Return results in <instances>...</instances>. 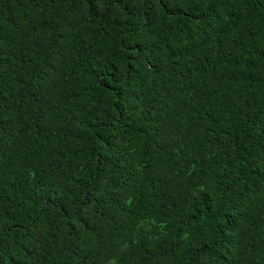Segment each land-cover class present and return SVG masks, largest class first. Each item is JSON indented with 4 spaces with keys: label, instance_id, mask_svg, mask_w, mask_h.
<instances>
[{
    "label": "trees",
    "instance_id": "obj_1",
    "mask_svg": "<svg viewBox=\"0 0 264 264\" xmlns=\"http://www.w3.org/2000/svg\"><path fill=\"white\" fill-rule=\"evenodd\" d=\"M0 264H264V0H0Z\"/></svg>",
    "mask_w": 264,
    "mask_h": 264
}]
</instances>
